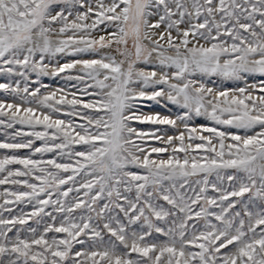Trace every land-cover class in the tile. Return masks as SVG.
Listing matches in <instances>:
<instances>
[{"label":"snow or ice","instance_id":"snow-or-ice-1","mask_svg":"<svg viewBox=\"0 0 264 264\" xmlns=\"http://www.w3.org/2000/svg\"><path fill=\"white\" fill-rule=\"evenodd\" d=\"M0 131V264H264V0H0Z\"/></svg>","mask_w":264,"mask_h":264},{"label":"rangeland","instance_id":"rangeland-1","mask_svg":"<svg viewBox=\"0 0 264 264\" xmlns=\"http://www.w3.org/2000/svg\"><path fill=\"white\" fill-rule=\"evenodd\" d=\"M45 83H48V84H52L53 87H58L60 86V84L62 83L61 81H57V83H53L51 80H49L48 78H45ZM3 139V136H2V131H0V140Z\"/></svg>","mask_w":264,"mask_h":264}]
</instances>
